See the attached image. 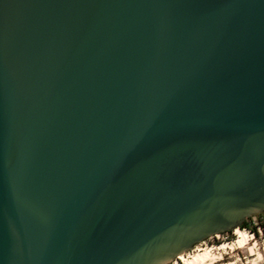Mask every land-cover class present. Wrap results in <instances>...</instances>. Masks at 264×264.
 Returning a JSON list of instances; mask_svg holds the SVG:
<instances>
[{"label": "water", "instance_id": "95a60500", "mask_svg": "<svg viewBox=\"0 0 264 264\" xmlns=\"http://www.w3.org/2000/svg\"><path fill=\"white\" fill-rule=\"evenodd\" d=\"M264 213V0H0V264H168Z\"/></svg>", "mask_w": 264, "mask_h": 264}, {"label": "bare ground", "instance_id": "6f19581e", "mask_svg": "<svg viewBox=\"0 0 264 264\" xmlns=\"http://www.w3.org/2000/svg\"><path fill=\"white\" fill-rule=\"evenodd\" d=\"M233 233L235 234L233 238L225 239L215 245L208 244L206 240L200 241L198 246L193 248L194 250L181 253L173 260L172 264H237L233 258L238 254L235 255L234 252L238 248L246 247L251 238L249 231L241 227L235 228ZM224 254H231L233 258L225 260ZM216 259L219 262L214 263L213 261Z\"/></svg>", "mask_w": 264, "mask_h": 264}, {"label": "rangeland", "instance_id": "374dc122", "mask_svg": "<svg viewBox=\"0 0 264 264\" xmlns=\"http://www.w3.org/2000/svg\"><path fill=\"white\" fill-rule=\"evenodd\" d=\"M249 226H256L257 227V233L255 235L252 234V229H247L250 234V242L246 245V247L238 248L234 254H238V256H235V258L231 257V254H224L225 260H231L232 258L235 259L237 264H264V213H257L252 216H249L246 218ZM232 231H225L218 233L216 235H211L204 240L208 242L210 245H215L225 239H231L235 236ZM202 240V241H204ZM201 241V242H202ZM200 242L196 243L190 250L198 246ZM194 250V249H193ZM240 258V259H238ZM221 260V259H220ZM173 261L169 262L168 264H172ZM215 262H219L214 260Z\"/></svg>", "mask_w": 264, "mask_h": 264}, {"label": "trees", "instance_id": "16d2710c", "mask_svg": "<svg viewBox=\"0 0 264 264\" xmlns=\"http://www.w3.org/2000/svg\"><path fill=\"white\" fill-rule=\"evenodd\" d=\"M241 228H248V229H252L253 232L257 233V227L256 226H249V223L247 221V219L244 220V222L240 225Z\"/></svg>", "mask_w": 264, "mask_h": 264}, {"label": "built area", "instance_id": "2783aa9c", "mask_svg": "<svg viewBox=\"0 0 264 264\" xmlns=\"http://www.w3.org/2000/svg\"><path fill=\"white\" fill-rule=\"evenodd\" d=\"M249 230V229H248ZM253 235H255V232H252Z\"/></svg>", "mask_w": 264, "mask_h": 264}]
</instances>
